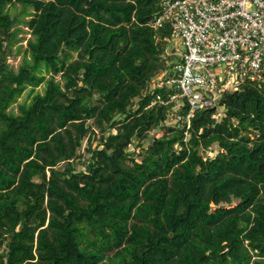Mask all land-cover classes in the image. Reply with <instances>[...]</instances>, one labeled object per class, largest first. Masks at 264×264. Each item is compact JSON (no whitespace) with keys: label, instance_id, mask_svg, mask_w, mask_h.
<instances>
[{"label":"trees","instance_id":"16d2710c","mask_svg":"<svg viewBox=\"0 0 264 264\" xmlns=\"http://www.w3.org/2000/svg\"><path fill=\"white\" fill-rule=\"evenodd\" d=\"M163 1L0 0V264H264V80L187 118Z\"/></svg>","mask_w":264,"mask_h":264},{"label":"built area","instance_id":"2783aa9c","mask_svg":"<svg viewBox=\"0 0 264 264\" xmlns=\"http://www.w3.org/2000/svg\"><path fill=\"white\" fill-rule=\"evenodd\" d=\"M151 26H167L183 47L166 84L178 91L172 100H186L187 118L264 80V0H164Z\"/></svg>","mask_w":264,"mask_h":264},{"label":"rangeland","instance_id":"374dc122","mask_svg":"<svg viewBox=\"0 0 264 264\" xmlns=\"http://www.w3.org/2000/svg\"><path fill=\"white\" fill-rule=\"evenodd\" d=\"M10 13H11V16L12 17H17V18H20L22 19V15L20 14L21 13V8L19 5H17L16 7H14V9H11L10 10ZM20 30H22L21 33L18 34L17 38L20 39V43L18 45H15L14 47H12V51H15L16 50V47L17 46H22V48L24 49L25 46H26V40L29 38V35H28V32H27V29L24 28L22 25H18L17 26ZM169 49L167 50V55H173L172 58H171V62H177L178 60V57L181 55V52H183V47L181 46L180 42L178 41V38L175 36L172 40V43L169 44ZM20 63V56L16 57L15 59H10L9 60V64L14 68L16 69L17 66L19 65ZM263 72H260V74H262ZM160 79H161V76H159L156 80H155V85H158L159 82H160ZM40 91V90H39ZM24 100V96H22L19 101H23ZM181 102H178V105H180ZM216 107H217V111H222V109L218 106V103L216 104ZM13 110L16 111V107L14 106L13 107ZM178 111V106L175 107L172 111H171V115L169 116V120L168 122H166V125L167 126H174L176 124V122L178 121V119L175 117L176 113ZM161 135V132L159 131H152L150 133V136H155V137H159ZM145 147L147 146V143H145L144 145ZM216 153V149L213 148V151L210 153L208 151V153H205L203 156L204 157H212L214 154ZM63 164L61 163L59 165V167H62ZM78 169H80V166H77Z\"/></svg>","mask_w":264,"mask_h":264},{"label":"water","instance_id":"95a60500","mask_svg":"<svg viewBox=\"0 0 264 264\" xmlns=\"http://www.w3.org/2000/svg\"><path fill=\"white\" fill-rule=\"evenodd\" d=\"M213 110H214V108H213Z\"/></svg>","mask_w":264,"mask_h":264}]
</instances>
